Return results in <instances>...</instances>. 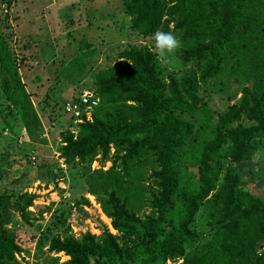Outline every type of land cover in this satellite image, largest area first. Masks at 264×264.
Masks as SVG:
<instances>
[{
  "label": "trees",
  "instance_id": "16d2710c",
  "mask_svg": "<svg viewBox=\"0 0 264 264\" xmlns=\"http://www.w3.org/2000/svg\"><path fill=\"white\" fill-rule=\"evenodd\" d=\"M121 4L131 31L176 36L182 43L176 55L189 66L163 78L153 52L129 44L94 71L90 91L97 103L90 119L81 114L65 129L57 152L115 233L103 228L75 237L62 208L56 210L35 241L36 250L52 253L40 264H164L175 258L177 264H264V200L234 170L264 146V0ZM77 49L61 70L66 79L81 76L84 58L94 52L84 38ZM226 71L244 85L236 101L213 112L197 91ZM0 95L12 118L5 125L37 139L40 121L1 29ZM36 197L0 190V264H16L22 251L7 226L11 213L34 225L38 218L29 207ZM76 203L88 200L80 196ZM197 214L203 236L193 227ZM57 253L67 258L59 263Z\"/></svg>",
  "mask_w": 264,
  "mask_h": 264
},
{
  "label": "rangeland",
  "instance_id": "374dc122",
  "mask_svg": "<svg viewBox=\"0 0 264 264\" xmlns=\"http://www.w3.org/2000/svg\"><path fill=\"white\" fill-rule=\"evenodd\" d=\"M0 29L14 54L21 81L40 121L37 139L21 128L10 130L5 124L12 118L4 109L6 103L0 95V190L37 194L29 210L38 221L34 225L22 223L12 212L7 226L15 230L22 250L15 255L16 264H40L48 253L45 247L36 250L35 241L47 233L43 230L52 218L50 214L56 210L62 208L64 225L69 226L75 237L84 231L98 234L103 228L112 229L93 196L85 192L75 169L65 166L58 156L61 133L74 128L73 118L62 111L61 104L81 91H90L94 71L109 65L126 45L147 46L157 60L154 34L141 35L130 30L121 0H0ZM80 38L89 42L94 52L84 58L81 76L66 79L61 70L77 52ZM158 65L163 78L179 75L189 66L176 53L168 65ZM243 85L233 73L226 71L214 82L200 84L197 93L207 98L213 112H219L239 98ZM182 117L189 118L185 114ZM97 165L94 161L91 167ZM108 165L105 162L104 168ZM234 170L241 183L264 200V146L251 151ZM80 196H85L88 204H77ZM44 206L50 210H43ZM40 210H43L41 215ZM195 217L193 227L201 236L205 233L203 219L200 214ZM53 255H58L59 263L67 258L62 253ZM178 262L180 259L175 258L164 264Z\"/></svg>",
  "mask_w": 264,
  "mask_h": 264
},
{
  "label": "built area",
  "instance_id": "2783aa9c",
  "mask_svg": "<svg viewBox=\"0 0 264 264\" xmlns=\"http://www.w3.org/2000/svg\"><path fill=\"white\" fill-rule=\"evenodd\" d=\"M97 103V98L93 96L91 91H84L79 94L76 99H66L62 102V110L64 113L70 115L73 118V122H79L82 120L81 114L85 119H90V109ZM33 158V157H31ZM94 200V198L92 197ZM105 218H107L104 215ZM111 229L110 223L108 224ZM109 232L114 230H109ZM91 233V232H90ZM115 233V232H111ZM94 234V233H93ZM168 262V259L166 260Z\"/></svg>",
  "mask_w": 264,
  "mask_h": 264
},
{
  "label": "clouds",
  "instance_id": "9594fccd",
  "mask_svg": "<svg viewBox=\"0 0 264 264\" xmlns=\"http://www.w3.org/2000/svg\"><path fill=\"white\" fill-rule=\"evenodd\" d=\"M157 62L166 66L172 57L182 47L181 41L171 32L157 30L153 36Z\"/></svg>",
  "mask_w": 264,
  "mask_h": 264
}]
</instances>
